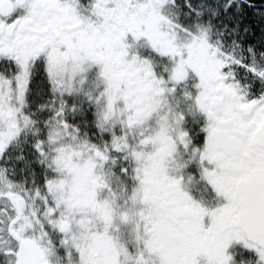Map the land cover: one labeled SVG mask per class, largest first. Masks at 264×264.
Segmentation results:
<instances>
[{"label":"snow or ice","instance_id":"6c2138e0","mask_svg":"<svg viewBox=\"0 0 264 264\" xmlns=\"http://www.w3.org/2000/svg\"><path fill=\"white\" fill-rule=\"evenodd\" d=\"M0 264H264V0H0Z\"/></svg>","mask_w":264,"mask_h":264}]
</instances>
